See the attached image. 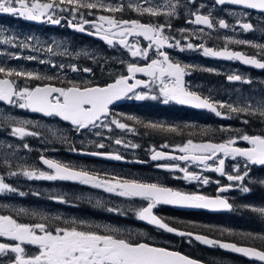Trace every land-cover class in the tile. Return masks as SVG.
<instances>
[{
    "label": "flooded vegetation",
    "instance_id": "obj_1",
    "mask_svg": "<svg viewBox=\"0 0 264 264\" xmlns=\"http://www.w3.org/2000/svg\"><path fill=\"white\" fill-rule=\"evenodd\" d=\"M151 2L153 5H164L168 0H151ZM121 3L129 4L128 0H124ZM172 3H176V0H172ZM139 4L143 5L144 2ZM201 4L205 6L200 8L203 14L210 12L213 18L224 19L230 27L228 29H219L218 27L215 30L205 29L201 39L192 37L190 42L193 44L205 43L214 49H223L227 46L229 50L259 58L260 49L247 44L227 43V41L229 39L245 40L254 44L264 45V13L260 11L230 4L216 5L214 0H196L195 4L189 3V0H179L176 13L171 17L165 15L160 17L140 15L128 8H125L122 13H116V16L129 20L137 19L143 23L171 24V29H166V34L180 39L181 43L184 44L185 41L178 30H188L186 35L199 31L201 26L189 24L186 21L192 18L191 14ZM101 14L107 13L95 12L96 16ZM59 16L72 19L67 14H60ZM86 18L91 20L94 17L86 16ZM74 22H80V19H75ZM238 22L250 23L253 28L245 32L239 28ZM10 24H12L11 27L14 25L21 26L17 30V34L20 33L17 38L21 39V41L30 42V30L37 29L38 35L55 31L57 34L54 37L68 44L67 50L62 53H34L28 51L31 56L37 57L34 67H29L26 62L22 64L21 60L15 67H7L30 71L44 77H54L52 80L13 77L21 87L25 85L35 87L43 84L63 87L69 81L89 86H105L114 82L121 75L127 76L128 63L144 65L148 62L143 59L132 58L130 53L118 44L109 46L98 36L89 35L88 32L93 31V29L87 25L85 26L88 29L86 32L72 30L66 19H61L59 26L52 27L47 22L37 25L20 17L8 14L0 15V25L9 26ZM25 36L26 39H24ZM50 37L51 35L45 36V38ZM129 39L132 40L131 37ZM136 39L139 40L141 46H146L148 43L142 37H137ZM30 48L29 46L27 49ZM35 49H39V47H35ZM165 50L173 61L179 62L182 66H188L184 80L189 90L216 101L234 103L251 101L255 104L257 101L264 100V70L245 65L236 60L205 57L199 49L181 51L179 48H166ZM20 56H23V52ZM150 56L154 57L155 53L151 52ZM40 60L50 61L51 64H63L66 67L64 69L53 68L49 63H40ZM70 65H76L80 69L90 68L92 71L90 73L83 71L73 72L68 67ZM233 74L240 75L242 81L251 82L229 81L227 77ZM136 78L149 79L143 74H136ZM0 107L9 109L14 107V105H7L5 102L0 101ZM110 107L115 113L133 115L144 122L154 121L164 125H174L179 131L177 133L161 132L145 128L142 124L134 123L133 121H127L134 126L136 134L122 132L118 129L108 132L103 128H90L76 132L69 122L63 121L59 117H45L24 109L22 111L23 118L39 120L45 123L46 126L58 128V132L57 136L51 135L52 139L51 137L47 139L46 135L40 138L26 136L20 139L10 134L11 128L15 125L14 123L8 122L6 124L4 121H0L1 140L18 139L23 142L21 143L22 147L19 148L0 149L1 155L10 153L15 155L10 167L4 164L3 159L0 158V176L4 177L5 183L16 189L15 192L5 191L0 193V201L3 202V205L0 206V215H10L18 222L27 224L45 223L51 227L75 225L84 230L101 233L116 230L112 234L120 238L128 239L132 242L148 243L155 247H163L199 260L203 259L200 256L191 254V251L220 253V255L232 259L233 264H264V262L258 260L247 259L238 254L225 252L219 247L204 246L196 241L194 237L169 233L146 221L139 220L135 213L141 207L146 206V202L139 198L120 197L114 193H108L102 188L82 185L75 181L28 179L23 175L10 176L8 174L9 171L19 172L21 167L50 171L40 162V157L44 156L76 169L89 171L102 178L111 179L116 176L125 179H135L140 182L157 183L161 186L186 192H199L210 197L220 195L229 199V202L234 205V210L210 211L207 209L172 207L161 204L153 212L154 215L168 223L169 226L180 231L236 243L238 246L264 250V240L247 237L248 233L264 236V217L243 207L244 205L264 207V185L255 182L264 180V166H251V181H245L247 186L251 188L249 193L243 194L236 189L220 193L218 192L220 185L227 186L233 183L228 181L226 176H221L213 171H205L203 175L207 176L211 181L208 185H201L197 182L189 183L180 178L183 173L157 167L158 164H180L185 166L183 162L152 161L148 151L152 146L159 148L164 143L179 145L188 139H192L196 143H223L230 137H236L242 133L259 135L264 133V121L255 116L247 117L243 113H232L230 114L231 118L218 117L206 109H196L191 106L178 105L174 102L165 105L160 101L152 100H123ZM224 111L226 113V110ZM244 119H248L249 123H242ZM2 122H4L5 127H1ZM44 131L45 128L42 129V133ZM97 132L102 135L98 136ZM106 137H120L136 143L140 147L125 149L115 145L112 139H107ZM97 142H103L106 147L97 149L95 147ZM24 144H28L29 149H25L23 147ZM235 146L240 148L251 147L243 140H239ZM72 147L82 151H70ZM164 150L170 151V149ZM92 151L119 152L124 159L117 161L103 156L83 154ZM237 163L243 165V158H237L236 160H232L230 157L225 158L226 172L234 174L233 165ZM188 167L190 171H201V168L196 165L189 164ZM243 170L242 167L241 171ZM215 181H219V185ZM21 192L24 195H20L19 193ZM57 198H62L66 202H60ZM32 202L39 204L38 208L35 207L37 211H32V207L29 208V211L15 210L16 205H21L22 203L30 204ZM109 208L118 209L119 211L110 212L108 211ZM90 215L93 218L89 222ZM48 219H51V221L48 222ZM80 221L83 225L79 224ZM0 242L13 243L5 237H0ZM24 247L28 254H34L37 251L36 246L33 245H24ZM13 257L14 254L9 253L8 256L0 260V264H9V260Z\"/></svg>",
    "mask_w": 264,
    "mask_h": 264
},
{
    "label": "snow or ice",
    "instance_id": "obj_2",
    "mask_svg": "<svg viewBox=\"0 0 264 264\" xmlns=\"http://www.w3.org/2000/svg\"><path fill=\"white\" fill-rule=\"evenodd\" d=\"M195 4L196 0H189ZM216 5H235L245 9L258 10L264 13V0H214ZM179 0L172 3V0L164 5H153L151 0H144V4L129 3H105L104 0H0V13L10 14L28 21L47 22L53 25L61 23V19L68 20L70 27L79 32H86L89 26L93 31L89 35H96L105 41L109 46L116 44L126 49L132 58L148 61L144 65L136 63L127 64L128 75H121L114 82L105 86H89L69 81L66 86L57 87L52 84L37 85L35 87L20 86L13 77L35 80H52L54 77H44L30 71L16 70L0 66V101L14 105L20 109H28L35 113H42L46 116H56L63 121L69 122L76 132L90 128H103L108 132L118 129L122 132L136 134V129L127 121L142 124L145 128L161 132L177 133L179 129L174 125H164L154 121L144 122L133 115H122L111 110L117 102L123 100L135 101H160L167 105L176 103L178 105L191 106L196 109H206L216 116L231 118L230 114H245L247 117H258L264 121V100L253 104L251 101L227 102L216 101L210 97H204L186 87L184 77L187 65H181L173 61L166 48H179V50L199 49L205 57L224 58L227 60L240 61L245 65L254 66L264 70V45L254 44L245 40H228L227 43L247 44L260 49L259 58L249 56L245 53L229 50L227 46L223 49H214L205 43L193 44L190 38L201 39L205 29L215 30L228 29L230 25L224 19H215L211 13L203 14L200 8L193 12L192 18L186 23L201 26L198 32L186 33L188 30L180 29V39L166 34V29H171V24L143 23L137 19H124L117 17L116 13L124 12L125 8L131 9L140 15L151 17L173 16L176 13ZM85 11H81V10ZM102 13L96 16L95 12ZM67 12L69 17L58 16V13ZM80 22H74L76 17ZM86 16H93L89 20ZM239 28L247 32L252 30L250 23L238 22ZM235 30V28H233ZM132 38L130 40L129 38ZM137 37L147 41L146 46H141ZM0 44L12 45L20 48H28L30 45L25 41L15 42V38L4 36L0 33ZM49 53L52 48L47 49ZM154 52L155 56H150ZM36 60L35 56H15ZM40 63H49L53 68L64 69L63 64H51L50 61L40 60ZM71 71H83L90 73V68L80 69L76 65L68 66ZM136 74H143L148 80L137 79ZM229 81L250 83L242 81L238 74L229 75ZM133 81V82H129ZM138 89H140L138 91ZM226 110V113L225 111ZM30 121H17L16 126L11 128V135L23 139L26 136H37L38 133L28 130L25 125ZM244 124L249 120L244 119ZM102 135L100 132L96 133ZM112 142L125 149H136L140 147L136 143L117 137H106ZM239 140L246 141L251 147L240 148L235 145ZM29 149L28 144H24ZM97 149H104L103 142L95 144ZM164 149H170L165 151ZM70 151L81 152L75 147ZM152 161H180V164H158L157 167L166 168L171 171L183 173L180 177L189 183L197 182L201 185H208L211 181L203 175L205 171H213L227 180L233 182L227 186L220 185L218 192L224 193L230 189H236L243 194L251 191L245 183L251 181L250 170L253 165L264 166V133L249 135L242 133L236 137H230L223 143L201 142L196 143L192 139L179 145L164 143L159 148L152 146L148 149ZM91 156H103L112 160H123L119 152L105 153L92 151L83 153ZM232 160L243 158L244 164L233 165V173L226 172L225 158ZM40 162L50 171H43L36 168L21 167L20 171H9L10 176L23 175L28 179H42L48 181L62 180L75 181L82 185H90L94 188H102L108 193H114L120 197L129 199L139 198L146 202V206L136 211V217L146 221L169 233L180 236L194 237L196 241L204 245L219 247L235 253H241L246 257L254 258L264 262V250H257L254 247L238 246L236 243L224 242L209 238L205 235L192 232L180 231L169 226L161 218L154 215L153 210L158 205H174L192 209H207L213 211L234 210V205L228 198L217 195L210 197L199 192H186L171 187L161 186L157 183L140 182L135 179H125L113 176L111 179L102 178L96 174L83 169H76L70 165L57 162L53 159L40 157ZM211 162V163H210ZM196 165L201 168L200 172L190 171L188 165ZM10 167V166H9ZM243 167V171L241 168ZM256 183L264 185V180H257ZM219 185V181H215ZM5 191L15 192L16 189L5 183L4 177L0 176V193ZM24 195L23 192L19 193ZM60 202H66L57 198ZM244 208L258 213L264 217V207L244 205ZM108 211H119L109 208ZM116 230H109L101 233L98 231L84 230L81 227L55 226L51 227L45 223L27 224L18 222L10 215H0V237L8 238L13 243L0 242V260L9 253L14 257L9 264H197L178 252L170 251L163 247H155L148 243L132 242L112 234ZM248 238L264 240L262 235L247 234ZM24 245L36 246L34 254H28Z\"/></svg>",
    "mask_w": 264,
    "mask_h": 264
},
{
    "label": "rangeland",
    "instance_id": "obj_3",
    "mask_svg": "<svg viewBox=\"0 0 264 264\" xmlns=\"http://www.w3.org/2000/svg\"><path fill=\"white\" fill-rule=\"evenodd\" d=\"M124 0H104L105 3H111V4H115V3H121ZM144 0H128V3H143ZM82 12L85 10H81ZM60 14H67V12L64 13H58V16ZM76 19H80L79 16L76 17ZM12 24H10L9 26L6 25H0V33H2L4 36H9V37H13L15 38V42L19 43L21 41V39L17 38L18 35H20V33L17 34V30L21 27L18 25H14L13 27H11ZM19 27V28H18ZM53 29V28H52ZM37 29H31L30 30V42H28V44H30V49L27 48H19V47H15L12 45H6V44H0V66H3L5 68L7 67H15L17 65V63L19 62V60L22 61V64L24 62L27 63V65L29 67H34L35 66V61L36 60H27L24 58H20V59H16L14 58L15 56H20L23 52V56L22 57H27V56H31L29 54L28 51L31 52H41V53H46L48 52L47 49L49 47L52 48V53H62L64 51L67 50L68 44L65 41H61V40H57L56 37H54L57 33L55 31L51 32V33H41L40 35L37 34ZM47 35H51L50 38H45V36ZM26 39V36L25 38ZM35 47H39V49H35ZM4 48V49H3ZM23 66V65H22ZM24 109H20L19 107H12V108H5V107H0V121H4L6 124H8V122L10 123H14L16 126V122L17 121H30L29 124L25 125V127L30 130V131H34L36 133H38V136H34L37 138L40 137H45L49 139L52 136H57V132H58V128H55L53 126H46L45 123L39 121V120H32L29 118H23L22 117V111ZM4 122H2V126L1 127H5ZM30 127V128H29ZM45 128V131L42 133V129ZM4 131V130H3ZM47 133V134H46ZM51 133V134H50ZM52 135V136H51ZM21 140H10V139H4L1 140V136H0V149L1 148H19L22 147L21 146ZM15 157V155H13L12 153L10 154H5V155H1L0 154V158L3 159L4 164L7 165H12V159ZM92 200V199H89ZM3 205V202L0 201V206ZM11 206V205H10ZM32 207V211L36 210V208L39 207V204H36L34 202L32 203H22L21 205H16L15 210L16 211H29V208ZM37 211V210H36ZM93 216L90 215L89 218V222L92 220ZM51 219H48V222H50ZM80 225H83L81 223V221L79 222ZM193 255H197L200 256L204 261L210 264H233L232 259L228 258V257H224L222 255H220V253L215 254L216 252H194L191 251Z\"/></svg>",
    "mask_w": 264,
    "mask_h": 264
},
{
    "label": "water",
    "instance_id": "obj_4",
    "mask_svg": "<svg viewBox=\"0 0 264 264\" xmlns=\"http://www.w3.org/2000/svg\"><path fill=\"white\" fill-rule=\"evenodd\" d=\"M256 11H258V10H256ZM0 15H4V14H2V13H0ZM6 15V14H5ZM8 15H10V14H8ZM29 22H31V23H34V24H37V25H42V24H44V23H46V22H37V21H29ZM51 26L52 27H57V26H59V24L58 25H53V24H51ZM72 30H76V29H74V28H72ZM3 102V101H2ZM6 103V102H5ZM7 104V103H6ZM7 105H9V104H7ZM31 113H33V114H38V115H42V116H45V117H50V116H46V115H44V114H42V113H35V112H32V111H30ZM61 119V118H60ZM169 206H174V205H169ZM174 207H178V206H174ZM184 208V207H183ZM210 211H213V210H210ZM153 226H155V225H153ZM210 238V237H209ZM199 242V241H198ZM200 244H202L201 242H199ZM204 245V244H203ZM204 246H208V245H204ZM208 247H211V246H208ZM243 247H246V246H243ZM223 251H225V252H228V253H231V254H238V255H240V256H242V257H244V258H247V259H252V260H256V259H254V258H250V257H246V256H244L243 254H241V253H235V252H232V251H230V250H226V249H222ZM178 253H180V252H178ZM181 255H184V254H182V253H180ZM184 256H186V257H188V258H190V259H193L194 261H196L197 262V264H209V263H206V262H204V261H201V260H198V259H195V258H192V257H189V256H187V255H184Z\"/></svg>",
    "mask_w": 264,
    "mask_h": 264
}]
</instances>
